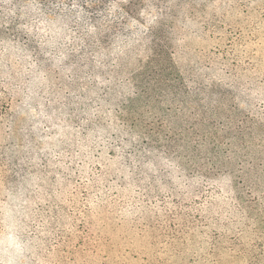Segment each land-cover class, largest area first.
Instances as JSON below:
<instances>
[{
  "label": "trees",
  "instance_id": "1",
  "mask_svg": "<svg viewBox=\"0 0 264 264\" xmlns=\"http://www.w3.org/2000/svg\"><path fill=\"white\" fill-rule=\"evenodd\" d=\"M213 89L264 98V0H0V234L47 217L52 264H264V219L133 106Z\"/></svg>",
  "mask_w": 264,
  "mask_h": 264
},
{
  "label": "rangeland",
  "instance_id": "2",
  "mask_svg": "<svg viewBox=\"0 0 264 264\" xmlns=\"http://www.w3.org/2000/svg\"><path fill=\"white\" fill-rule=\"evenodd\" d=\"M203 17L204 7L194 5ZM142 121L160 138L177 145V159L218 175L241 194L250 215L264 219V98L234 97L218 90L205 94H166L133 102ZM18 225L12 218L0 234V264L24 258L27 264H52L63 254L58 227L44 218Z\"/></svg>",
  "mask_w": 264,
  "mask_h": 264
}]
</instances>
